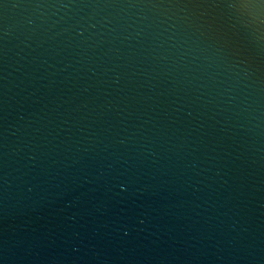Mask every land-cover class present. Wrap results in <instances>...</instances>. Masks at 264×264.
Listing matches in <instances>:
<instances>
[{
  "label": "water",
  "instance_id": "95a60500",
  "mask_svg": "<svg viewBox=\"0 0 264 264\" xmlns=\"http://www.w3.org/2000/svg\"><path fill=\"white\" fill-rule=\"evenodd\" d=\"M0 264H264V0H0Z\"/></svg>",
  "mask_w": 264,
  "mask_h": 264
}]
</instances>
